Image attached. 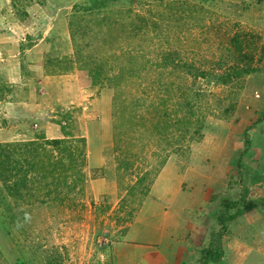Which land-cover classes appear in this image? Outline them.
I'll use <instances>...</instances> for the list:
<instances>
[{"label":"rangeland","instance_id":"rangeland-1","mask_svg":"<svg viewBox=\"0 0 264 264\" xmlns=\"http://www.w3.org/2000/svg\"><path fill=\"white\" fill-rule=\"evenodd\" d=\"M95 1L0 0V264H116L120 244L144 243L151 226L154 235L153 227L180 232L176 213L185 223L208 193L211 171L223 167L225 190L199 210L215 224L224 203L242 193L247 173L239 174L238 155L244 131L259 119L243 162L253 168L261 158L264 0L73 8ZM234 36L242 54L234 53ZM179 63L260 70L222 85L194 80ZM54 139L64 144L50 146ZM8 156L17 171L8 170ZM24 173L19 198L6 185ZM263 194H249L252 210H264ZM257 253L264 264V251Z\"/></svg>","mask_w":264,"mask_h":264},{"label":"crops","instance_id":"crops-1","mask_svg":"<svg viewBox=\"0 0 264 264\" xmlns=\"http://www.w3.org/2000/svg\"><path fill=\"white\" fill-rule=\"evenodd\" d=\"M256 128L257 127H254L253 129L254 134L250 135L252 138L258 137V135H255ZM261 128L262 127L260 124V128H258V130H260ZM259 133L262 135L260 131ZM262 140L263 141L261 142L260 146L262 147V150L260 151L261 158H258L259 160L255 165H253V168L247 167L245 165L247 167V176H245L243 183L250 191V196L252 190L253 192L257 190L264 192V138ZM251 142L253 145L254 141ZM258 149L259 148L257 146L255 148V151H258ZM240 154L238 155L239 157ZM227 174V171H223V167H220L219 169L217 168V171L216 169L211 171L210 179L206 181V186H208V193L205 192L203 197L199 196V203L194 208V211H192V213L186 211V208H183V210L186 211L185 223L182 222V217L180 216V214L176 213V217H178L179 220V226L182 227L183 225H186L185 228H187V230H182L180 227H178L180 229V232H175V234H172L173 231L170 230L169 233L166 227H153L155 231L154 235L151 226L150 231H148V235L144 240V243L134 244L123 242L120 244L116 251L115 263L199 264L198 260L200 256V251L207 245V238L205 237H208V234L210 236L212 232L218 230L217 220L214 219L216 223H212L213 218H211V216L209 215L207 217V219H209L207 220L208 222L206 220L204 221L203 218L205 217L199 210L204 205L208 206L211 202L210 199L215 194L223 192L225 190L223 181ZM203 184L204 183L202 179L199 185L204 187ZM252 187L254 189H252ZM199 189L201 190V192H203L202 188ZM194 197L195 196L191 197L193 203L196 202V199ZM262 200V202H264V194L262 195ZM175 202L176 194L172 195L171 197L172 205ZM217 214L219 215V213ZM217 214L215 215L216 217H218ZM166 215H168V211L164 212V216ZM159 216L160 214L153 215L151 217L155 218ZM228 224H230L232 227L237 228V230L240 228L244 229L232 232V227L227 228V232L223 236L224 255L221 262L223 264H259L261 259L258 256L260 254H258L257 252L260 253L261 251H264V210L256 211V209H254L249 212H245L239 218L229 222ZM145 234H147V232ZM205 234L207 236L203 237V235ZM243 234L246 235L244 236ZM132 240L135 239L133 238ZM203 244L204 247H202Z\"/></svg>","mask_w":264,"mask_h":264},{"label":"trees","instance_id":"trees-1","mask_svg":"<svg viewBox=\"0 0 264 264\" xmlns=\"http://www.w3.org/2000/svg\"><path fill=\"white\" fill-rule=\"evenodd\" d=\"M116 1L117 0H96L91 6L86 7V6L74 5L73 8L78 9V10H83V11H90V10H94V9L99 10V9H103V8L107 7L108 5H110L112 3H116ZM131 1H133V0H131ZM231 42H233L234 46H235V52L234 53L242 54L243 43L239 39V37L238 36L232 37ZM168 56L169 55L165 56V58L161 64L164 67H168L169 66L168 64H170ZM172 64L174 65V63H172ZM175 66L180 67V68H187L188 69V71H186L187 74L190 75L191 77H193L194 80H197L198 78H203L208 83L222 84V85L231 84L234 81H236V82L240 81L244 77H246L247 75H250L253 73L255 74V73L259 72V70H260V69L253 68L251 66L239 67L238 65H232L231 67H228L224 71H215L213 69L208 70V71H203L200 68L195 67L192 63L191 64L179 63L178 65H175ZM217 67H220V65H217ZM188 104H189L188 107L190 108V116L193 118L199 116V114H196L197 112L195 110H193L195 108V104H193L191 102ZM191 120L192 119H190V121H189L190 123H192ZM193 121L197 125V127L195 129L196 134H202V130L204 129V126H205L202 119L200 117H197ZM262 121H263V119L252 123L248 127V129H246L244 131L245 149L241 152L240 157L237 160V168H238L239 174L246 170L245 169L246 166L243 162V158H244V155L247 153V150H249L250 146L252 145V142H251L249 134H248V130L251 128H254L257 124H259ZM178 123L179 124H183V123L188 124V119L183 120V123L181 121H178ZM186 137H188V136L186 135ZM192 139H193V137L190 136V140H192ZM48 144L52 147L60 148L64 144V142L60 139H54V140L48 141ZM70 158L73 161V155L72 154L70 155ZM8 159H9V156L6 159L7 162L4 160L8 164V170L11 172H12V170L17 171V164L19 165V161L14 162L13 159H9V160ZM13 162H14L15 166L13 165ZM75 166L76 167L78 166L77 163H75ZM60 167L64 170L63 164H61ZM64 172H66V170H64ZM2 177L6 178L5 176H2ZM79 178H80V180H82L83 176L82 177L79 176ZM27 180H28L27 175H26V173H24L17 180L14 181L13 186L6 185V189L9 190V193L13 194V196H16V197L20 196L19 198H21L22 196L19 194V191L21 189L27 187ZM243 182H244L243 178L239 180V183L242 185V189H243L242 193L240 194L239 200H237L235 202L230 201V202L224 203L225 208L222 212L219 213V215L217 217L218 230L211 233L209 243L206 245V247L201 249L199 260H198L199 264H211V263L220 262L223 258V255H224L223 236L227 232L226 223L236 220L245 212H249L253 208L256 207L255 202L253 203L249 200L250 192H249L248 188L244 185ZM73 186L75 187V185H73ZM232 210H234V212L229 213ZM50 262H52V261H50Z\"/></svg>","mask_w":264,"mask_h":264},{"label":"bare ground","instance_id":"bare-ground-1","mask_svg":"<svg viewBox=\"0 0 264 264\" xmlns=\"http://www.w3.org/2000/svg\"><path fill=\"white\" fill-rule=\"evenodd\" d=\"M175 194V193H174Z\"/></svg>","mask_w":264,"mask_h":264}]
</instances>
